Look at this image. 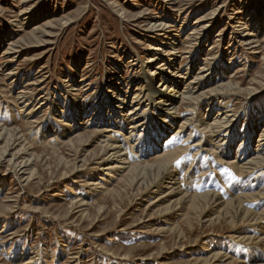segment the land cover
I'll return each mask as SVG.
<instances>
[{
    "label": "rangeland",
    "instance_id": "obj_1",
    "mask_svg": "<svg viewBox=\"0 0 264 264\" xmlns=\"http://www.w3.org/2000/svg\"><path fill=\"white\" fill-rule=\"evenodd\" d=\"M166 1L0 0V33H13L12 38L21 39L18 42L20 52L13 62L7 63L10 60L4 55L1 57L0 53V107L7 108L6 113L0 111V124L7 126L9 134L8 137L7 134L0 137V159L4 157L2 152L9 148L8 142L14 140V146L7 152L20 158L32 157L34 175L29 184H19L6 162L2 161L0 165V264H18L35 254H38L37 261L41 264H141L140 259H146L142 264H203L206 253L201 255V249L208 243L222 242L231 248L230 238L245 228L242 225L233 228L222 223L199 225L201 216L185 209L174 215L169 203L177 196L156 202L159 194H145L148 190L136 189L128 176L112 184V188L118 189V198L108 195L84 198L91 205L85 208L84 215H80L70 201L75 198L74 193L83 198L84 192L89 191L81 186V182L89 179L101 161L94 160L101 158V134L94 132L92 127L81 130L80 141L72 146L53 147L43 144L46 136L34 138L33 132L38 124L25 123L15 115L19 109L18 92L29 83H35L34 79L40 81L29 87L35 88L30 94L35 96L34 99L41 92L51 93L57 98L59 92L64 91L65 77L73 70L77 74L76 81L83 78L91 84L90 90L80 91L83 99L89 100L116 65L122 70L124 79L133 78L136 69L132 70L135 66L131 67L130 61L138 54L145 63L151 53L148 50V23L166 18V15L174 18L171 20L174 21L172 28L168 30L173 33L178 30L174 52L178 63L192 68L188 71L189 78L204 63L208 69L218 65L219 61H225L229 68L224 81L233 79L241 83L243 90L230 96L227 102L231 105L230 114L244 119L255 106L262 107L264 46L260 44L264 39V26L256 34L257 45H260L257 54H250L238 42L241 38L232 34L225 23L240 14L254 13L255 3L264 6V0ZM219 6L222 7L221 12L213 20L208 34L199 31V36L195 35L191 44L186 43L185 37L194 23ZM237 7L241 11L238 15L235 14ZM119 10L125 13V18L120 17ZM182 20L186 24L180 27L179 21ZM11 37L4 38L0 51L6 48L5 43ZM211 46L214 47L212 50ZM239 65H243V71L234 74ZM11 69H16L14 76L18 75L15 85L5 76ZM217 72V69L213 71L212 80L217 77ZM208 86L205 83L202 90ZM44 108L36 115L40 120H37L39 126L46 125L49 117L48 106ZM184 110L185 106L179 109L180 117L175 120L176 124L187 117ZM206 110L201 106L200 114L206 115ZM263 123V120L259 123V129ZM256 133L257 130L254 139ZM151 154L140 161L150 160ZM81 160L86 165L83 168ZM92 160L95 161L93 164ZM77 166L81 170H75ZM188 192L195 193L194 189ZM165 219L170 223L163 222ZM178 231L183 233L180 240L177 239ZM22 250L28 254L24 258L18 257ZM124 254L129 255V259L118 260V255ZM227 257H232L231 253ZM212 262L234 264L224 258Z\"/></svg>",
    "mask_w": 264,
    "mask_h": 264
},
{
    "label": "bare ground",
    "instance_id": "obj_2",
    "mask_svg": "<svg viewBox=\"0 0 264 264\" xmlns=\"http://www.w3.org/2000/svg\"><path fill=\"white\" fill-rule=\"evenodd\" d=\"M254 8V13L242 16L240 7H237L235 14L240 16L230 18L225 23L232 34L241 38L238 42L250 54H257L259 46H264V39L257 45L256 37L259 29L264 26V6L256 2ZM221 9L219 6L199 18L187 33L186 43L191 44L195 35L199 36V31L208 34ZM119 12L120 17L125 18V13ZM172 19V16L166 15V18L161 17L148 23V50L151 53L145 63L139 59L138 54L131 59V67L135 68H130L136 69L134 75L131 73L133 78L124 79L122 70L116 65L115 70L105 76L93 93L94 97H89V100L83 99L80 91L90 90L91 84L83 78L76 81L77 74L73 70L65 77L64 91H60L57 98L51 93L40 91L37 99H34L35 96L30 94L35 88L29 87L40 82L34 79L35 83L28 82L18 92L16 100L19 109L15 115L25 123L38 124L35 126L37 130H33L34 138L46 136L43 144L53 147L72 146L80 141L81 130L92 127L94 132L101 134V158L94 159L101 161L89 179L81 182V186L89 191H83V198L74 193L75 198L70 201L80 215H84L85 208L91 205L84 198L95 195L118 198V189L112 188V184L128 176L130 184L136 186V189L148 190L145 194H159L156 202L177 196L175 201L169 203V209H174V215L185 209L201 216L199 225L222 223L233 228L241 225L245 227L241 233L230 238L229 242L233 244L231 248L228 243L222 242L208 243L201 249V255L206 253L203 264H214L212 261H220L221 258L230 259L234 264H264V206L261 207L264 205V123L260 129L258 127L264 121V104L262 107L255 106L251 113H246L244 119L234 113L230 114L231 105L227 103L230 96L240 94L243 90L241 83L233 79L224 81L225 72L229 68L225 61H219L218 65L208 69L204 63L189 78L188 71H192V68L183 67L175 56L178 30L174 33L168 30L172 28ZM179 23L183 27L186 21ZM7 36L14 34L0 33V46ZM19 41L21 39L11 37L5 43L6 48L0 51L1 57L4 55L10 60L7 63L13 62L19 54ZM213 48L211 46V50ZM242 67L237 66L234 74L243 71ZM216 69L217 77L212 80L211 75ZM14 70H8L5 74L13 80V85L18 79V75L14 76ZM205 83L209 86L202 90ZM46 106L49 110L47 123L39 126L40 120L36 115L43 112ZM182 106H185L187 117L176 124ZM201 106L207 109L206 115L200 114ZM6 110V107H0V111ZM235 117L237 119H233ZM173 127L176 129L172 130ZM7 130V126L0 124V137L6 134L8 137ZM14 144V140L8 142L9 148L2 152L4 157L0 159V165L6 162L19 184H29L34 178L31 169L33 158L9 154L7 150L10 151ZM151 152L150 160L140 161ZM8 156L10 158L6 159ZM74 160L78 164L77 159ZM81 163V168L86 166L84 161L81 160ZM81 168L74 167L77 171ZM192 189L195 193L188 192ZM163 222L170 223L169 219ZM176 234L178 240L182 239L181 231ZM228 253L232 257H227ZM25 255H28L27 252L22 250L18 257L24 258ZM37 257L38 254L30 255L18 264H41ZM117 258L128 260L129 255H118ZM144 260L139 261L142 264Z\"/></svg>",
    "mask_w": 264,
    "mask_h": 264
}]
</instances>
